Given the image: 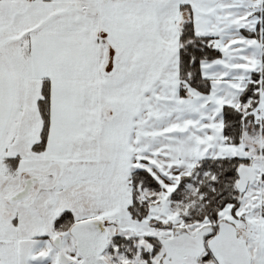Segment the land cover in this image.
Listing matches in <instances>:
<instances>
[{
	"label": "snow or ice",
	"instance_id": "1",
	"mask_svg": "<svg viewBox=\"0 0 264 264\" xmlns=\"http://www.w3.org/2000/svg\"><path fill=\"white\" fill-rule=\"evenodd\" d=\"M0 264H264V0H0Z\"/></svg>",
	"mask_w": 264,
	"mask_h": 264
}]
</instances>
